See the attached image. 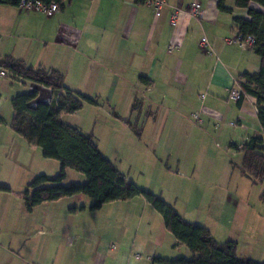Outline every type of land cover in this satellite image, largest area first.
Instances as JSON below:
<instances>
[{"label":"crops","instance_id":"0c3cea01","mask_svg":"<svg viewBox=\"0 0 264 264\" xmlns=\"http://www.w3.org/2000/svg\"><path fill=\"white\" fill-rule=\"evenodd\" d=\"M195 2L204 10L202 18L188 12ZM225 5L233 12L219 11L217 0H166L156 14L149 2L135 5L133 0H66L58 13L47 16L1 4L0 63L9 57L27 67L56 69L63 75L65 87L98 102L97 95L103 101L84 105L99 110L107 104L119 109L113 120L127 133L140 124L141 136L162 138L173 130L178 141L179 131L185 127L210 139L206 129L218 120L235 123V129L226 125L216 129V134L224 128L232 131L238 142L230 144L240 145L250 137L264 140L256 116V98L245 94L238 103L228 96L241 75L259 73L260 58L251 45L242 49L226 42L237 34L233 18L246 17V11L236 10L233 1L227 4L225 0ZM176 9L180 14L173 25L171 14ZM202 37L209 48L199 47ZM0 69L7 73L4 66ZM35 89L38 100H50L48 88L30 82L28 92ZM135 89H145L149 93L147 101H139ZM108 90L112 96L104 101L103 93ZM42 92L49 96L41 98ZM145 107H155V111L142 119L139 112ZM193 113L200 114L203 126L193 123ZM179 141L191 140L181 137ZM237 154L238 165H225L224 155L213 161L217 166L206 169L210 171L205 181L214 190L207 197L205 211L199 215L194 208L184 214L177 212L185 220L206 227L218 242H236L238 257L264 263V178L261 183H253L243 175L242 153ZM177 158V167L187 169L193 161L196 171L199 153H178ZM140 200L145 209L151 206L142 196ZM160 229L165 236L171 234L163 219ZM182 250L181 255L192 257L189 249Z\"/></svg>","mask_w":264,"mask_h":264},{"label":"rangeland","instance_id":"374dc122","mask_svg":"<svg viewBox=\"0 0 264 264\" xmlns=\"http://www.w3.org/2000/svg\"><path fill=\"white\" fill-rule=\"evenodd\" d=\"M231 2L227 0V4ZM29 86V81L14 79L9 74L0 76V186L9 188H0V264H160L153 259H188L181 255L182 249L188 248L172 234L162 233L160 214L151 206L145 209L141 196L109 202L94 211L90 210L93 200L82 195L45 201L31 212L26 210L22 193L27 184L38 175L54 178L59 173L56 160L44 158L39 147L28 144L11 129L12 99L28 92ZM135 91L139 101L149 98L145 89ZM48 96L47 92L40 95ZM111 96L112 91L108 90L102 98L106 101ZM94 97L103 104L100 97ZM106 106L98 110L96 106L84 105L76 113L63 114L61 120L83 134L92 135L102 155L129 182L159 196L176 212L181 210L184 214L186 209L194 208L199 215L206 210L207 197L214 190L205 181L210 171L206 169L217 166L213 161L225 155L222 159L225 165L239 164L240 155L229 148L230 143L238 142L237 137L234 139L232 131L226 128L216 134V129L223 125L233 129L235 124L229 125L231 121L216 120L206 127L210 139L182 127L175 141L173 130L162 138L141 136L140 124L137 130L125 132L113 120L120 114L119 109ZM154 108L145 107L137 113L144 119L152 116ZM199 117L200 122L193 118L192 121L201 127L203 120L200 114ZM181 137H188L190 143L179 141ZM190 151L199 153L196 171L193 161L187 169L177 167V154ZM85 181L82 173L68 168L62 184Z\"/></svg>","mask_w":264,"mask_h":264},{"label":"trees","instance_id":"16d2710c","mask_svg":"<svg viewBox=\"0 0 264 264\" xmlns=\"http://www.w3.org/2000/svg\"><path fill=\"white\" fill-rule=\"evenodd\" d=\"M55 2L59 10L66 0H39ZM150 0H133L135 5H144ZM236 10H245L246 17L235 16L233 23L236 33L252 36L254 52L260 58L258 74H243L240 85L245 94L256 98V116L264 135V0H232ZM1 4L18 5V0H0ZM221 12L232 13L225 0H217ZM7 74L14 79L29 81L44 86L50 91L49 102L38 100V91L32 90L16 95L12 99L13 117L11 128L20 134L28 144L41 149L42 156L59 163V173L54 178L36 176L22 193L26 210L45 202L63 197L87 196L93 199L90 210L113 201H126L142 196L161 215L164 226L192 253L191 258L179 257L172 260L154 258L160 264H264L250 258L237 256L236 242H218L210 231L201 225L183 219L175 208L159 196L141 190L105 158L92 135L83 134L78 128L61 120L63 114H73L81 110L85 102L97 105L81 93L63 84V75L52 68L27 67L22 61L6 58L0 63ZM240 100L238 103H240ZM264 140L250 137L240 145L230 144L229 148L242 153L240 170L253 183H261L264 178ZM71 168L82 173L83 184H62L65 172ZM9 190L8 187H0ZM75 209H73L74 211Z\"/></svg>","mask_w":264,"mask_h":264},{"label":"built area","instance_id":"2783aa9c","mask_svg":"<svg viewBox=\"0 0 264 264\" xmlns=\"http://www.w3.org/2000/svg\"><path fill=\"white\" fill-rule=\"evenodd\" d=\"M149 3L153 6L155 9L156 14L160 12L162 7L166 4V0H150ZM17 7L21 11H40L46 14L47 16H53L56 13L59 12L58 5L55 2L50 3H44L43 1L39 0H18ZM191 16L195 18H202L204 14V10L202 9L201 5L198 2L193 3L189 7L188 11ZM180 11L176 9L171 14V23L175 25L177 23L178 17H179ZM227 43L235 44L236 46L244 49L247 46H252L254 43V38L252 36H242V35H234L233 37H230L226 39ZM200 47L202 49L209 48L210 45L208 44V41L205 37H202L200 40ZM172 48V46L169 47V50ZM6 71L4 69H0V76L4 77L6 76ZM22 78L19 77V80ZM240 80L237 81V83L229 89V98L234 102H239L242 100L245 96V92L242 89L240 85ZM202 99L204 96L201 97ZM49 102V101H48ZM256 108V107H255ZM192 118L196 120L197 122H200L199 113L192 114ZM234 122H230L229 125H234Z\"/></svg>","mask_w":264,"mask_h":264}]
</instances>
